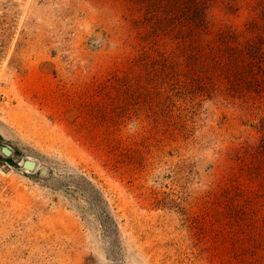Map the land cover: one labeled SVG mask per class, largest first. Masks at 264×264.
<instances>
[{
    "label": "rangeland",
    "instance_id": "rangeland-1",
    "mask_svg": "<svg viewBox=\"0 0 264 264\" xmlns=\"http://www.w3.org/2000/svg\"><path fill=\"white\" fill-rule=\"evenodd\" d=\"M0 264H264V0H0Z\"/></svg>",
    "mask_w": 264,
    "mask_h": 264
},
{
    "label": "water",
    "instance_id": "water-1",
    "mask_svg": "<svg viewBox=\"0 0 264 264\" xmlns=\"http://www.w3.org/2000/svg\"><path fill=\"white\" fill-rule=\"evenodd\" d=\"M35 164L32 163V162H25V167L29 168V169H32L34 168Z\"/></svg>",
    "mask_w": 264,
    "mask_h": 264
},
{
    "label": "built area",
    "instance_id": "built-area-1",
    "mask_svg": "<svg viewBox=\"0 0 264 264\" xmlns=\"http://www.w3.org/2000/svg\"><path fill=\"white\" fill-rule=\"evenodd\" d=\"M7 151V150H6ZM5 152V151H4Z\"/></svg>",
    "mask_w": 264,
    "mask_h": 264
}]
</instances>
